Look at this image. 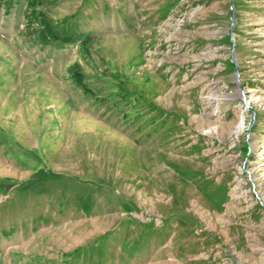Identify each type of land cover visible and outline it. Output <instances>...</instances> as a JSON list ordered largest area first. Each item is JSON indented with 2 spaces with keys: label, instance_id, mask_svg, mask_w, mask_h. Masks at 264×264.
<instances>
[{
  "label": "rangeland",
  "instance_id": "obj_1",
  "mask_svg": "<svg viewBox=\"0 0 264 264\" xmlns=\"http://www.w3.org/2000/svg\"><path fill=\"white\" fill-rule=\"evenodd\" d=\"M0 264H264V0H0Z\"/></svg>",
  "mask_w": 264,
  "mask_h": 264
},
{
  "label": "bare ground",
  "instance_id": "obj_2",
  "mask_svg": "<svg viewBox=\"0 0 264 264\" xmlns=\"http://www.w3.org/2000/svg\"><path fill=\"white\" fill-rule=\"evenodd\" d=\"M208 99H214V97H210V96H209Z\"/></svg>",
  "mask_w": 264,
  "mask_h": 264
}]
</instances>
